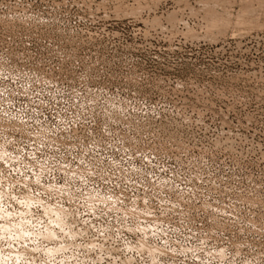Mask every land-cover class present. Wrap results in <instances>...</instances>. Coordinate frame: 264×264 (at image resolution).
I'll return each mask as SVG.
<instances>
[{"label": "rangeland", "instance_id": "obj_1", "mask_svg": "<svg viewBox=\"0 0 264 264\" xmlns=\"http://www.w3.org/2000/svg\"><path fill=\"white\" fill-rule=\"evenodd\" d=\"M0 264H264V0H0Z\"/></svg>", "mask_w": 264, "mask_h": 264}]
</instances>
